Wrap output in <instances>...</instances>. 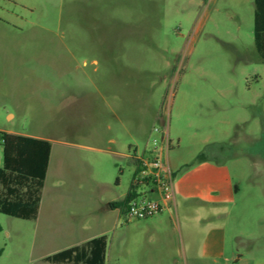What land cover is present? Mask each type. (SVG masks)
<instances>
[{"label": "rangeland", "instance_id": "374dc122", "mask_svg": "<svg viewBox=\"0 0 264 264\" xmlns=\"http://www.w3.org/2000/svg\"><path fill=\"white\" fill-rule=\"evenodd\" d=\"M255 12V0H0V130L52 143L38 217L0 212V264H74L46 257L100 235L106 264H264ZM162 145L178 177L226 163L234 201L128 216L133 186L154 197L135 185L137 156ZM218 227L225 254L212 256Z\"/></svg>", "mask_w": 264, "mask_h": 264}, {"label": "trees", "instance_id": "16d2710c", "mask_svg": "<svg viewBox=\"0 0 264 264\" xmlns=\"http://www.w3.org/2000/svg\"><path fill=\"white\" fill-rule=\"evenodd\" d=\"M255 3V43L264 60V0H255ZM0 142L4 152V162L0 165V212L28 219L37 218L48 175L52 143L47 138L4 130H0ZM136 195L133 186L125 203ZM111 205L117 207L118 203L113 202ZM107 245V236L100 235L49 255L46 260L52 263L106 264ZM3 251L0 247V257Z\"/></svg>", "mask_w": 264, "mask_h": 264}, {"label": "crops", "instance_id": "0c3cea01", "mask_svg": "<svg viewBox=\"0 0 264 264\" xmlns=\"http://www.w3.org/2000/svg\"><path fill=\"white\" fill-rule=\"evenodd\" d=\"M32 136L44 138L37 135ZM174 174L176 179V211L180 204L184 203V200L194 199L196 202L204 205L219 207L226 206L235 199L236 184L232 179L228 165L224 162L215 163L213 161H203L196 166L195 169L179 177L176 172H174ZM152 192L154 197L158 196L156 192ZM161 213L163 214L159 215ZM161 213L150 217L152 218L150 223L155 224L162 222V220L166 218V215L164 211ZM168 213L172 216L173 211L168 210ZM157 215H159V217H156ZM204 246L205 251L212 256L224 255L226 248L224 230L221 227L211 229Z\"/></svg>", "mask_w": 264, "mask_h": 264}, {"label": "built area", "instance_id": "2783aa9c", "mask_svg": "<svg viewBox=\"0 0 264 264\" xmlns=\"http://www.w3.org/2000/svg\"><path fill=\"white\" fill-rule=\"evenodd\" d=\"M157 142L158 140L156 139L155 143ZM162 142L164 144L168 142V146L170 145L168 131L164 133ZM164 152L165 145H162L160 153H154L147 157L137 156L138 177L135 185L145 184L156 192L158 196L150 198L145 194L136 195L128 202V216L146 219L165 209H176L175 174L165 158Z\"/></svg>", "mask_w": 264, "mask_h": 264}]
</instances>
